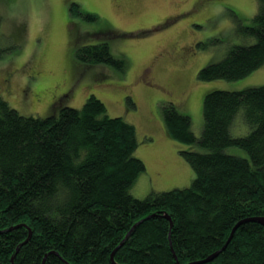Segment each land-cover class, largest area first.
Instances as JSON below:
<instances>
[{
  "label": "trees",
  "instance_id": "16d2710c",
  "mask_svg": "<svg viewBox=\"0 0 264 264\" xmlns=\"http://www.w3.org/2000/svg\"><path fill=\"white\" fill-rule=\"evenodd\" d=\"M242 29L254 41L201 67L200 80L238 79L264 64V0ZM74 55L126 66L105 40ZM60 99L34 116L0 95V264H264V224L252 219L264 216V84L206 91L198 137L188 114L163 104L167 135L197 146L179 150L194 177L142 198L131 194L146 169L134 155L135 125L109 116L94 94L79 107Z\"/></svg>",
  "mask_w": 264,
  "mask_h": 264
},
{
  "label": "rangeland",
  "instance_id": "374dc122",
  "mask_svg": "<svg viewBox=\"0 0 264 264\" xmlns=\"http://www.w3.org/2000/svg\"><path fill=\"white\" fill-rule=\"evenodd\" d=\"M255 10L256 0H0V95L21 114L45 116L58 97L79 107L94 94L109 116L135 125L134 155L146 169L131 194L188 186L194 174L179 150L197 146L167 135L162 106L171 101L188 114L198 137L206 91L264 84V64L233 80L197 77L232 45L254 41L242 27ZM104 40L125 60L123 71L74 55L76 47ZM227 151L247 156L239 147Z\"/></svg>",
  "mask_w": 264,
  "mask_h": 264
},
{
  "label": "water",
  "instance_id": "95a60500",
  "mask_svg": "<svg viewBox=\"0 0 264 264\" xmlns=\"http://www.w3.org/2000/svg\"><path fill=\"white\" fill-rule=\"evenodd\" d=\"M252 219H255V220H258V221H260L261 223H263L264 224V216H260V217H252ZM215 253L216 252H214V253H212L211 255H209L208 257H207V259H209L210 257H212L213 255H215Z\"/></svg>",
  "mask_w": 264,
  "mask_h": 264
}]
</instances>
